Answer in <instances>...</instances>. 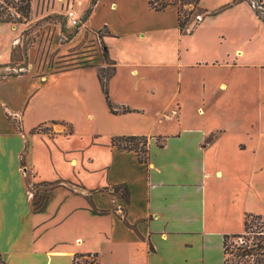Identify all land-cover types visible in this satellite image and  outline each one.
<instances>
[{"label":"crops","instance_id":"0c3cea01","mask_svg":"<svg viewBox=\"0 0 264 264\" xmlns=\"http://www.w3.org/2000/svg\"><path fill=\"white\" fill-rule=\"evenodd\" d=\"M150 1L72 0L74 28L105 32L114 67L107 90L116 113L101 110L109 140L91 160L93 182L48 183L35 171L37 136L73 135L66 119L27 120L46 70L13 68L23 73L0 80V264H225L224 237L244 234L246 216L264 217L263 127L228 100L234 69L248 65L235 57L242 41L227 44L213 23L231 5L199 0L206 16L182 31L176 0L160 11ZM23 30L0 23V36L16 34L0 64ZM49 73L77 76L82 92L101 90L97 66ZM22 79L27 88L12 91ZM114 137H145L146 161L111 146Z\"/></svg>","mask_w":264,"mask_h":264},{"label":"rangeland","instance_id":"374dc122","mask_svg":"<svg viewBox=\"0 0 264 264\" xmlns=\"http://www.w3.org/2000/svg\"><path fill=\"white\" fill-rule=\"evenodd\" d=\"M225 1L226 3H223ZM244 1L246 2L244 5L237 3L238 0H204V3L214 6L211 9L225 5L232 7L213 20V23L225 31L224 38L228 41L227 44L233 45L242 41L240 48L244 53L235 57L239 62L248 65L234 69V89L228 100H231L230 105H241L243 111L241 117L247 124L262 125L264 136V9L260 6L261 3L264 5V0ZM161 2L158 0L156 3ZM2 4L0 23L18 27L22 25L24 30L20 36L21 43L13 49L10 63L0 64V80L23 73L20 70L14 72L13 68L25 69L28 65H34L37 71L46 70V79L41 82V87L28 104L31 106L26 110L27 120L38 125L47 119H66L73 131V135L70 136L40 134L35 138V171L41 181L48 183L93 182L98 167L92 164L91 160H97L109 140L106 135H101L106 124L101 117V110L107 109L103 93L92 87L82 92L78 86L77 76L71 73L49 72L97 66L98 75L105 79L112 73V65L100 42L105 32H96L90 37L89 31L80 30L81 27H70L65 14L68 9L77 13L72 0H30L29 20L26 23L18 22L22 20L20 17L22 12L15 13L16 4L11 8V4L6 6L0 0V5ZM177 5L182 11V19L187 20L186 28L194 24L196 15L200 13L194 0H180ZM251 11L253 17L250 16ZM77 34L79 38L70 42ZM15 35L8 31L2 32L0 57L3 58L7 54L11 38ZM102 64L104 66H101ZM25 80L15 82L10 89L12 91H18V87L26 89L28 83ZM108 96L110 99L109 93ZM33 105L35 115L30 112ZM90 114L94 115L93 119L90 118ZM248 130L252 128L248 127ZM141 144L139 143V148ZM73 147L78 148V151L73 150L75 149ZM73 157L77 158V163H71ZM259 163L264 180V153ZM42 201L40 199L38 202ZM241 240L250 248L253 247L252 255L237 256L239 252L237 247L241 242L237 238L228 240L227 264H264V217H249L247 233Z\"/></svg>","mask_w":264,"mask_h":264},{"label":"trees","instance_id":"16d2710c","mask_svg":"<svg viewBox=\"0 0 264 264\" xmlns=\"http://www.w3.org/2000/svg\"><path fill=\"white\" fill-rule=\"evenodd\" d=\"M161 1L162 2L159 4L156 3V2H158V0L150 1L149 3H150V6L157 11L163 10L168 5H171V3H168V2L163 1V0H161ZM238 1H240V0H238ZM2 2L6 6H9L11 4V8H14V4H16L17 8L15 10V13H19V11L22 12V14L20 15L22 20L18 21L19 23H26L29 20L28 17H29V13H30V0H2ZM178 2H180V0H176L173 3V5H175L177 7L178 27L180 28V30L184 31L186 26H187V23H186L187 20L182 19V16H181L182 11H181L180 7H178V5H177ZM194 2L196 4L197 11L202 13L198 7L199 0H194ZM183 3H185V2H182V4ZM2 6H3V4L0 5V7H2ZM200 13H198L196 16L201 15L202 16L201 20H202L206 16V14L205 13L200 14ZM113 72H114V67H112V73L108 74L105 79L102 78L103 77L102 75H98V79H99V82L101 85V90L104 94L108 108L110 109V111L112 113H116V111L113 110L112 105L108 99V90H107V80L109 77L112 76ZM122 112H128V110L123 109ZM40 130H42V129H40ZM139 143H142L141 148H139ZM111 146L116 147L118 150H126V151L136 152L139 156V160L142 162H145L147 159L146 158L147 139L145 137H114L111 139ZM37 202L34 203V205L36 206V207L34 206V211H39L43 207V201H42V203H40V202L37 203ZM249 217H253V216H246L245 223H244V225H245L244 234L247 233V219ZM256 217H258V216H256ZM244 234L230 235V236L224 237V252H225L226 256L228 254V240H232V239L240 238V237L244 238ZM237 250L239 251L237 256L244 257V256L252 255L253 247L249 248V249L247 247H237ZM225 264H227V258H226Z\"/></svg>","mask_w":264,"mask_h":264},{"label":"built area","instance_id":"2783aa9c","mask_svg":"<svg viewBox=\"0 0 264 264\" xmlns=\"http://www.w3.org/2000/svg\"><path fill=\"white\" fill-rule=\"evenodd\" d=\"M260 6H261V8H263L264 9V5H262V3L260 4ZM65 16H66V19H67V23H68V25L70 26V27H77V26H79V24H80V19H79V16L77 15V13L75 12V11H73V10H71V9H68L67 11H66V14H65ZM201 18H202V16H196V20H195V24L196 23H198L199 21H201ZM243 237H240V238H237V239H239V241L241 242V245H238V247H247L248 249L250 248V246L249 245H247V243L245 242V241H242L241 239H242ZM90 258L93 260L94 259V256L92 255V256H90ZM226 258H227V256H226Z\"/></svg>","mask_w":264,"mask_h":264}]
</instances>
